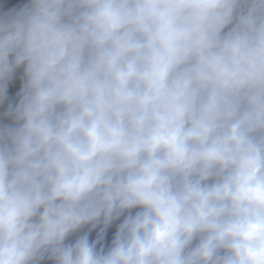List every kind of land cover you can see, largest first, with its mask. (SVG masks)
Instances as JSON below:
<instances>
[{"label":"clouds","instance_id":"obj_1","mask_svg":"<svg viewBox=\"0 0 264 264\" xmlns=\"http://www.w3.org/2000/svg\"><path fill=\"white\" fill-rule=\"evenodd\" d=\"M0 264H264V0H0Z\"/></svg>","mask_w":264,"mask_h":264}]
</instances>
